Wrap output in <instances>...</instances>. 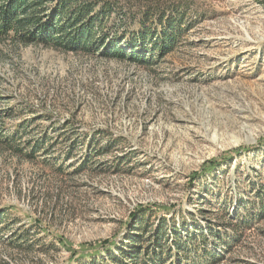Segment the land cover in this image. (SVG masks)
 Here are the masks:
<instances>
[{"label": "rangeland", "instance_id": "obj_1", "mask_svg": "<svg viewBox=\"0 0 264 264\" xmlns=\"http://www.w3.org/2000/svg\"><path fill=\"white\" fill-rule=\"evenodd\" d=\"M90 1L89 51L0 40V264H146L159 220L157 264H264V0Z\"/></svg>", "mask_w": 264, "mask_h": 264}, {"label": "trees", "instance_id": "obj_2", "mask_svg": "<svg viewBox=\"0 0 264 264\" xmlns=\"http://www.w3.org/2000/svg\"><path fill=\"white\" fill-rule=\"evenodd\" d=\"M95 4L96 2L90 0H0V40H12L24 46L41 44L52 48L60 47L66 50L89 51L91 44H94V40L98 39L96 31H102L103 18L107 16L112 7L111 4L95 7ZM153 7L158 8L156 4L155 6H140L138 8V11H140L138 25L140 27L144 26L148 13ZM163 16L164 12H160V15L156 18L157 20L154 21L155 25L159 24L163 27L161 34L158 36L159 45L155 43L152 51V53L159 56L170 49L174 40V34L167 35L165 32L170 27V23L162 22ZM144 36L140 32L136 35L137 46L141 47ZM102 46H105V41L97 43L96 47ZM104 51H108L111 53L110 57L116 59L128 56L114 42H108L104 47ZM130 57H133L139 64L146 63L145 56H139L135 52H132ZM146 211L147 208L141 206L130 213L129 217L135 219L137 214H143ZM137 221L134 222V225ZM0 225H3L2 220H0ZM162 227L161 220L157 221L156 225L152 227L153 247H155L156 253L152 254L150 260L144 259L146 264H157L161 259L159 242L161 231H163ZM178 230L175 227L172 229L176 249L180 247V238L189 239V234L179 235ZM207 231H209V228L205 229V233H208ZM129 239L130 243L135 245L139 243L137 236H130ZM199 241L204 243L205 237L199 238ZM103 243V245H106L108 242L104 241ZM140 253V247H135L125 256L131 262L136 261ZM209 254L212 257L214 256L211 251H209ZM176 261H183L180 254H178Z\"/></svg>", "mask_w": 264, "mask_h": 264}]
</instances>
